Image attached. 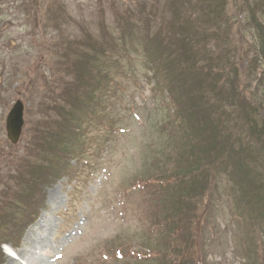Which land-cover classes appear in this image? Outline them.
Here are the masks:
<instances>
[{
  "label": "rangeland",
  "instance_id": "rangeland-1",
  "mask_svg": "<svg viewBox=\"0 0 264 264\" xmlns=\"http://www.w3.org/2000/svg\"><path fill=\"white\" fill-rule=\"evenodd\" d=\"M181 1L0 0V264L2 255L19 264H183L173 245L177 251V243L191 242L199 264H264V145L257 152L256 140L245 141L238 116L225 121L223 135L248 144L246 165L242 171L235 159L221 158L212 168L216 132L211 126L202 134L199 119L184 112L192 94L181 91L170 116L160 104L167 93L152 92L156 71L172 85L163 68L192 38L177 22L194 16ZM227 7L229 20L244 13L242 22L234 20L232 49L253 51L264 3L229 0ZM221 34L214 48L227 54L223 28ZM152 54L167 66L145 68ZM225 57L224 86L243 88L250 80L254 92L244 55L239 77L228 71L237 69L236 53ZM254 57L248 54L249 63ZM105 58L116 68L93 97L83 96L81 84ZM17 100L25 106L24 127L13 145L6 117ZM259 116L264 120V111ZM53 190L57 204L47 197ZM32 228L48 242L20 258Z\"/></svg>",
  "mask_w": 264,
  "mask_h": 264
},
{
  "label": "trees",
  "instance_id": "trees-1",
  "mask_svg": "<svg viewBox=\"0 0 264 264\" xmlns=\"http://www.w3.org/2000/svg\"><path fill=\"white\" fill-rule=\"evenodd\" d=\"M260 1L264 3V0ZM228 2L229 0L181 1L179 3L181 9L186 12L193 13L194 16H192V18L188 16L187 25H181L180 19H178L177 22L179 24V28L186 29L187 27V30L184 32L185 36H192L193 40L191 38V41H189L187 45L184 46V49L179 52L180 54H176L177 57L175 56L169 67L163 68L164 71L167 72L166 75L171 78L172 85L164 86L158 78V71H156L157 76L154 78V83H152L150 79L151 76H149L148 70L144 69L142 75L143 78L151 81V87L153 89L152 92H154L157 96H162L165 92L167 93V98H165V101L160 99V104H165L164 107L167 105L168 108L166 107V109H168L170 116L175 115L176 108L180 107L178 94L181 93V91L182 94H184L183 92L192 94L188 95V98L185 99V102L183 103L186 107H184V112L192 119H199V121L196 120L195 127H197L202 134L205 135L206 130H208L211 126L213 128L212 130L216 132L215 137L217 144H215V153L217 158L211 163V167L213 168L216 166L218 164V160H221V158L224 160L235 159L236 163L239 164V167L243 171L246 164L243 162L242 157L248 144L242 146L243 141H239L241 140V136L238 137L233 134L226 136L223 135V132L229 131L227 130L228 126H225V121L232 123V121L236 120L238 116L242 119L241 121L244 125H247V127L242 125L240 128L246 129L243 134H247L248 138L245 139V141H249V137L252 138V140H256V145H258V149L256 150L257 152H260L262 149L259 148V146L264 145V120H261L259 116L260 111L261 113L264 111V102L261 105L257 104L261 109L256 108V103L258 101H264L259 99L258 96L263 94L264 97V69L262 71L259 69L261 64L264 65V26L261 24L257 27L259 31L254 33L255 48L253 51H247V49L245 50V47H237V45L234 49H232L233 47H231V45L235 44L233 42L237 41L236 35L233 33L235 32V29H233L235 25L234 20L236 18L242 22L244 20V13L238 10L235 14H230L231 18L229 20V18H227L229 16L227 12ZM142 18L140 17V19ZM191 23L194 24L192 25ZM241 27L242 25L240 28ZM190 28L192 29V35L188 32L191 30ZM222 28L225 33V35H223L224 39L226 38L228 40H225L228 45L226 50L228 53H236V59L234 61H236L235 66L237 69L230 66L228 71L230 72L232 70H236L235 74L239 77L242 73L240 68L242 61L243 59H247L248 64L253 66V69L250 70L252 81L253 79L257 80L255 82L256 88L254 92L249 91L250 88H252L250 80L246 84H243V88H241L239 84L236 86L230 85L228 89L224 86V79L222 78L223 75L220 71L223 70L222 64L227 62V58L225 56H227L228 53L222 54L221 50H218L217 52L216 47L214 48V46L221 39ZM249 53L255 56L254 60L250 63L248 58ZM150 58L148 60L149 67L146 66L145 68H150L151 71H153L155 63L167 66L164 65V63L161 62L155 54L150 55ZM106 60L107 58L103 60V64L99 65V69H97L96 66H92L95 70V75L88 83L81 84L84 91L83 96L89 95L93 97L94 94L98 92L99 87L102 85L104 80L108 81L107 76L112 69L116 68L117 65L114 67L106 65ZM119 63L120 62H118V64ZM203 63H205V66H202ZM202 79L203 81H200ZM193 88L197 91L198 96H194V93L191 91ZM208 88L213 92V97L207 96V93L209 92ZM207 98L208 102H205V99ZM212 98L215 100H212ZM68 102L72 103V106H76L77 99L70 97ZM209 103L213 106H209ZM227 104L229 110L226 109ZM65 112H67V110ZM59 138L61 139V144H64L67 136L66 134L60 133ZM222 140L223 143L221 144ZM254 159L257 160L256 157ZM250 160L252 161V158H250ZM239 167L236 171L238 174L242 172ZM248 171L249 169L247 172ZM243 175H245V173H243ZM243 177L244 176L241 178L240 176V179L243 180ZM253 199L254 198H252V200ZM261 199H264L263 196H261ZM160 200H162V193L160 195ZM258 228L261 232L264 230V225L260 224V227ZM175 244L176 243L173 245L174 251L180 263L199 264L196 256L194 255L195 249L192 242L190 246L177 243V251L175 250ZM201 249L202 247L199 250V258H201Z\"/></svg>",
  "mask_w": 264,
  "mask_h": 264
},
{
  "label": "water",
  "instance_id": "water-1",
  "mask_svg": "<svg viewBox=\"0 0 264 264\" xmlns=\"http://www.w3.org/2000/svg\"><path fill=\"white\" fill-rule=\"evenodd\" d=\"M25 106L22 100H17L6 117V134L8 140L17 145L24 127Z\"/></svg>",
  "mask_w": 264,
  "mask_h": 264
},
{
  "label": "bare ground",
  "instance_id": "bare-ground-1",
  "mask_svg": "<svg viewBox=\"0 0 264 264\" xmlns=\"http://www.w3.org/2000/svg\"><path fill=\"white\" fill-rule=\"evenodd\" d=\"M59 194L56 192V191H50L48 194H47V197H49V200L53 203V204H57L59 203ZM58 208V206L56 207ZM47 223V221H46ZM45 228V226H44ZM37 234V231L35 228H32L31 230H29V232L27 233L26 235V238L24 240V248L20 251V253L18 254L21 257H26L28 256V254L31 252V249L32 247L34 246H38V245H42L45 243V241H47V236H44L43 238L39 237L36 235ZM48 242V241H47ZM3 258V262L4 264H19L16 259H12L10 258L9 256L8 257H2ZM42 260L39 261V264H42Z\"/></svg>",
  "mask_w": 264,
  "mask_h": 264
}]
</instances>
